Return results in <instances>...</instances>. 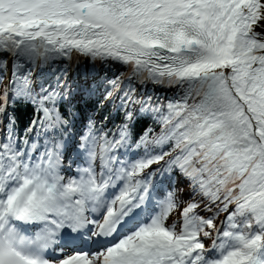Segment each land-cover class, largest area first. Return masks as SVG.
<instances>
[{
    "label": "snow or ice",
    "instance_id": "obj_1",
    "mask_svg": "<svg viewBox=\"0 0 264 264\" xmlns=\"http://www.w3.org/2000/svg\"><path fill=\"white\" fill-rule=\"evenodd\" d=\"M0 264H264V0H0Z\"/></svg>",
    "mask_w": 264,
    "mask_h": 264
},
{
    "label": "bare ground",
    "instance_id": "obj_2",
    "mask_svg": "<svg viewBox=\"0 0 264 264\" xmlns=\"http://www.w3.org/2000/svg\"><path fill=\"white\" fill-rule=\"evenodd\" d=\"M81 59H83V60H84V58H83V57H81Z\"/></svg>",
    "mask_w": 264,
    "mask_h": 264
},
{
    "label": "rangeland",
    "instance_id": "obj_3",
    "mask_svg": "<svg viewBox=\"0 0 264 264\" xmlns=\"http://www.w3.org/2000/svg\"><path fill=\"white\" fill-rule=\"evenodd\" d=\"M83 61V60H82ZM86 62V61H85ZM121 70H123V69H121Z\"/></svg>",
    "mask_w": 264,
    "mask_h": 264
}]
</instances>
